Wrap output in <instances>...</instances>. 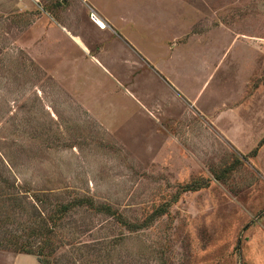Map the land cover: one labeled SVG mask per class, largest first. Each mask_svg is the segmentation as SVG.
Returning a JSON list of instances; mask_svg holds the SVG:
<instances>
[{
	"label": "rangeland",
	"instance_id": "rangeland-1",
	"mask_svg": "<svg viewBox=\"0 0 264 264\" xmlns=\"http://www.w3.org/2000/svg\"><path fill=\"white\" fill-rule=\"evenodd\" d=\"M141 3L159 23L141 43L156 59L128 54L111 23L97 31L84 0H0V264H40L10 235L37 247L29 230L82 198L138 228L73 207L54 264H264V119L231 141L181 93L217 63L214 85L264 93V0Z\"/></svg>",
	"mask_w": 264,
	"mask_h": 264
},
{
	"label": "crops",
	"instance_id": "crops-1",
	"mask_svg": "<svg viewBox=\"0 0 264 264\" xmlns=\"http://www.w3.org/2000/svg\"><path fill=\"white\" fill-rule=\"evenodd\" d=\"M84 1L87 4V7H89V12L91 9L97 10L107 22L108 27L105 30H100L92 22L93 25L98 29L97 31L104 32L108 29H112L111 25L117 27L120 29V34H117L115 32L117 39L119 38V43L117 42V44L124 43L125 49L127 50L128 54H143V57L146 59L158 58L155 53L147 51L141 44L144 38H147L148 35L155 36V39L152 42L153 44H156L155 42L158 40V32L152 33L150 30H148V32H145L144 28L149 26L147 24V22L149 21H152V23L154 24L153 26H155L156 23L159 24L157 21H155V19L151 20L149 15L145 17L143 16L144 11L146 10L142 9V0H138V7L135 6V9H138L139 11L138 15H132V17H130L131 19L126 17L123 18L122 16L118 15L119 12L122 11V6L125 0ZM110 7L112 8L111 10H109ZM135 9L133 10L135 11ZM109 11H111L110 13H116L115 15H112L114 16L115 22L113 21V17L108 14ZM146 12H150L149 6H147ZM167 44L173 45L171 43V40ZM193 46L195 45H193L192 43L188 44V41L184 40V44L182 45V49L180 52L181 57L187 55ZM196 46L198 45L196 44ZM172 47L173 46L169 45L168 50L172 51ZM221 66L222 64L220 63H217V65L212 66L211 71L207 74L205 78L202 79L199 90L196 91L193 95H190L184 90H180L183 96H185V98L189 100L193 109H196V111H199L204 116H206L207 120H210L213 124H215L218 130L222 132H225L226 130L228 138L231 141L236 142L239 139L245 138V134H248L252 131L251 128L253 127V124L255 122H259V118L264 119V101H262L264 100V93L261 92L260 89H255L254 92L257 90L255 92L256 94L255 96H252L250 95V93H247V85L236 87L235 80L234 83L227 85L226 78L219 79V81H217V84L214 85L215 80H218L219 73L223 69H221ZM224 72L226 73L229 71L224 70ZM209 90V95H211V101L203 103V97L205 96V94H207ZM225 94L228 104H226V106H222V104H218V106H216L214 102L218 99L221 100V97ZM252 101L253 103H251ZM225 118H227L226 120L228 122L227 129H224L221 126V123L225 121Z\"/></svg>",
	"mask_w": 264,
	"mask_h": 264
},
{
	"label": "trees",
	"instance_id": "trees-1",
	"mask_svg": "<svg viewBox=\"0 0 264 264\" xmlns=\"http://www.w3.org/2000/svg\"><path fill=\"white\" fill-rule=\"evenodd\" d=\"M264 141L261 143V145ZM5 195V202L9 204H16L19 201V198L16 195H12L10 193H6L5 191L2 192ZM90 206L97 212H106L110 216L117 218L124 226H127L130 230H134L138 228L136 223L128 222L126 217L122 214H119L111 209L109 206L99 205L98 208L92 200L87 198L76 199L74 202H70L65 205H61L57 212L51 215V223L50 226H46L45 220L42 224L40 223L38 228H31L28 234L32 238L37 240H41L42 242L35 246L34 242L29 241L28 239L23 241L18 235L11 234L9 239L7 240V247H11L14 251L19 253H24L27 255H34L37 257L40 264H54L52 259L53 256L57 252V247L52 242L54 235L56 234V227L59 226V222L62 220L63 216H65L69 211L72 210L73 207H80V206ZM36 240V241H37ZM9 247V248H10Z\"/></svg>",
	"mask_w": 264,
	"mask_h": 264
},
{
	"label": "built area",
	"instance_id": "built-area-1",
	"mask_svg": "<svg viewBox=\"0 0 264 264\" xmlns=\"http://www.w3.org/2000/svg\"><path fill=\"white\" fill-rule=\"evenodd\" d=\"M90 20L94 23L96 27H98L100 30L107 29L108 25L106 20L101 16V14L95 10L91 9L89 12Z\"/></svg>",
	"mask_w": 264,
	"mask_h": 264
}]
</instances>
